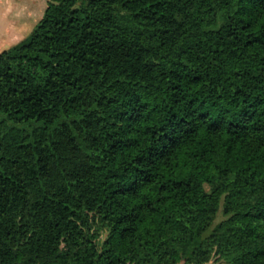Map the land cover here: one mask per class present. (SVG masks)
<instances>
[{
    "label": "trees",
    "instance_id": "1",
    "mask_svg": "<svg viewBox=\"0 0 264 264\" xmlns=\"http://www.w3.org/2000/svg\"><path fill=\"white\" fill-rule=\"evenodd\" d=\"M264 264V0H48L0 53V264Z\"/></svg>",
    "mask_w": 264,
    "mask_h": 264
},
{
    "label": "crops",
    "instance_id": "2",
    "mask_svg": "<svg viewBox=\"0 0 264 264\" xmlns=\"http://www.w3.org/2000/svg\"><path fill=\"white\" fill-rule=\"evenodd\" d=\"M47 3L48 0H0V53L33 31Z\"/></svg>",
    "mask_w": 264,
    "mask_h": 264
},
{
    "label": "rangeland",
    "instance_id": "3",
    "mask_svg": "<svg viewBox=\"0 0 264 264\" xmlns=\"http://www.w3.org/2000/svg\"><path fill=\"white\" fill-rule=\"evenodd\" d=\"M206 264H226V263H224L223 261H218L217 258L213 257V258H211V260H210L208 263H206Z\"/></svg>",
    "mask_w": 264,
    "mask_h": 264
}]
</instances>
